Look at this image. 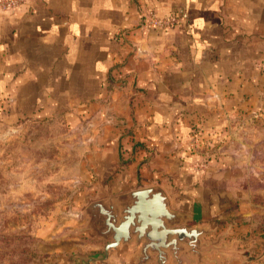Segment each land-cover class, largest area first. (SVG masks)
<instances>
[{
    "label": "crops",
    "instance_id": "0c3cea01",
    "mask_svg": "<svg viewBox=\"0 0 264 264\" xmlns=\"http://www.w3.org/2000/svg\"><path fill=\"white\" fill-rule=\"evenodd\" d=\"M179 10L188 18L178 26H145L148 12ZM2 99L13 118L86 123L85 210L157 188L182 226L209 232L203 242L227 234L219 245L244 247L264 235V0H25L0 9ZM85 220L80 212L38 264H139L135 242L106 263L86 260L106 242Z\"/></svg>",
    "mask_w": 264,
    "mask_h": 264
},
{
    "label": "rangeland",
    "instance_id": "374dc122",
    "mask_svg": "<svg viewBox=\"0 0 264 264\" xmlns=\"http://www.w3.org/2000/svg\"><path fill=\"white\" fill-rule=\"evenodd\" d=\"M6 106L0 100V264H38L48 258L44 250L60 243L63 230L85 213L79 179L90 137L83 121L72 127L62 114L13 118ZM256 221L264 230V216ZM218 236L224 243L227 234ZM223 245L200 264H216L213 255L225 264H264V235L250 246Z\"/></svg>",
    "mask_w": 264,
    "mask_h": 264
},
{
    "label": "water",
    "instance_id": "95a60500",
    "mask_svg": "<svg viewBox=\"0 0 264 264\" xmlns=\"http://www.w3.org/2000/svg\"><path fill=\"white\" fill-rule=\"evenodd\" d=\"M84 218L85 229L106 242L102 252L85 257L91 261L106 263L111 250L135 242L141 253L139 264L152 260L154 264H200L223 245H219L222 236L203 242L201 238L209 232L182 226L157 188L135 190L115 201H95L86 208Z\"/></svg>",
    "mask_w": 264,
    "mask_h": 264
},
{
    "label": "built area",
    "instance_id": "2783aa9c",
    "mask_svg": "<svg viewBox=\"0 0 264 264\" xmlns=\"http://www.w3.org/2000/svg\"><path fill=\"white\" fill-rule=\"evenodd\" d=\"M25 0H0V9L10 10L18 8ZM145 26L146 27H158V28H171L178 26L188 18V14L185 10H179L176 13L168 16L164 19H159L155 17L152 12H148L145 16Z\"/></svg>",
    "mask_w": 264,
    "mask_h": 264
}]
</instances>
